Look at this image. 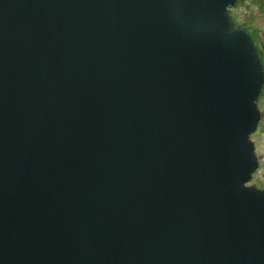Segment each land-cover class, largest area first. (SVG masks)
<instances>
[{
    "label": "water",
    "instance_id": "1",
    "mask_svg": "<svg viewBox=\"0 0 264 264\" xmlns=\"http://www.w3.org/2000/svg\"><path fill=\"white\" fill-rule=\"evenodd\" d=\"M236 2L0 0V264H264Z\"/></svg>",
    "mask_w": 264,
    "mask_h": 264
},
{
    "label": "rangeland",
    "instance_id": "2",
    "mask_svg": "<svg viewBox=\"0 0 264 264\" xmlns=\"http://www.w3.org/2000/svg\"><path fill=\"white\" fill-rule=\"evenodd\" d=\"M254 1L255 0H237L235 6L228 9V13L235 27H246L250 31L256 32L259 41H264V14L256 9ZM262 92H264V85ZM262 92L257 101L261 113V121L257 130L251 136V141L255 145V153L259 160V166L261 165V169L264 172V93ZM249 185L258 189H263L264 175L257 170Z\"/></svg>",
    "mask_w": 264,
    "mask_h": 264
},
{
    "label": "trees",
    "instance_id": "3",
    "mask_svg": "<svg viewBox=\"0 0 264 264\" xmlns=\"http://www.w3.org/2000/svg\"><path fill=\"white\" fill-rule=\"evenodd\" d=\"M254 3L256 4V9L260 13L264 14V0H255ZM243 28H245L247 30V32L250 33V35H251V37H252V39L254 41L257 54H258V56H259V58L261 60L262 66H263V73H264V54H263L264 41L263 40L259 41L256 32H252L249 29H247L246 27H243ZM262 93H264V92H262Z\"/></svg>",
    "mask_w": 264,
    "mask_h": 264
},
{
    "label": "built area",
    "instance_id": "4",
    "mask_svg": "<svg viewBox=\"0 0 264 264\" xmlns=\"http://www.w3.org/2000/svg\"><path fill=\"white\" fill-rule=\"evenodd\" d=\"M264 140V139H263ZM259 173L263 174L264 175V172L263 170L261 169V165L259 166V169H258Z\"/></svg>",
    "mask_w": 264,
    "mask_h": 264
}]
</instances>
